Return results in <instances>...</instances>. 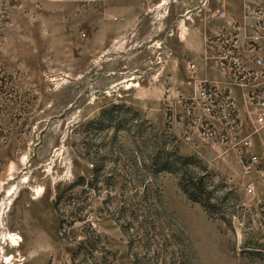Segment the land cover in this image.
I'll return each instance as SVG.
<instances>
[{"label": "rangeland", "instance_id": "obj_1", "mask_svg": "<svg viewBox=\"0 0 264 264\" xmlns=\"http://www.w3.org/2000/svg\"><path fill=\"white\" fill-rule=\"evenodd\" d=\"M146 1L0 0V264H264L261 107L206 74L247 80L232 0Z\"/></svg>", "mask_w": 264, "mask_h": 264}, {"label": "crops", "instance_id": "obj_2", "mask_svg": "<svg viewBox=\"0 0 264 264\" xmlns=\"http://www.w3.org/2000/svg\"><path fill=\"white\" fill-rule=\"evenodd\" d=\"M148 1H146V4ZM198 1L199 0H192V3H188L182 7L171 5L169 11L170 15H173V18L168 23V28L172 29L180 16L181 26L185 24L184 27L188 29H193L194 27L201 28L203 24L201 13L199 10L193 8L194 5L198 4ZM189 5L192 6L190 7ZM263 6L264 0H232L231 5L229 4V6L226 7L225 19L220 23V26L223 24H225L223 26H229L231 24L230 21L233 20L240 24L242 33L241 51L243 54L244 73L247 76L246 82L240 83L236 81L230 74L222 71L215 64H208L209 66H207V76L216 79L214 82L219 83V86L224 89V93L235 101L238 110L248 111L252 108L253 103L249 100V94L258 92L264 87V65L261 66L255 62L256 57H262L264 59V36L261 31H257L255 17L252 13V10ZM187 12H189L190 15L185 18L187 20H184L185 23L183 24L182 17H184ZM132 24L143 27L142 23L129 22L125 25V28H129ZM252 46H254L253 49H251ZM242 116L245 117V114L243 113Z\"/></svg>", "mask_w": 264, "mask_h": 264}, {"label": "built area", "instance_id": "obj_3", "mask_svg": "<svg viewBox=\"0 0 264 264\" xmlns=\"http://www.w3.org/2000/svg\"><path fill=\"white\" fill-rule=\"evenodd\" d=\"M256 14V25L258 29L264 33V6L258 9L255 12ZM220 16H223L224 13L219 12ZM264 36V34H263ZM218 40L222 42V50L218 55V61L221 67L229 69L234 73L241 74L244 72L243 58L241 56L240 46H241V37L239 35L238 27L232 22L224 33H221L218 36ZM254 46L251 47L253 49ZM255 62L261 66L264 65V59L262 57H256ZM189 67L192 69L195 67V63H190ZM201 97L208 99L211 97V89L206 87L201 93ZM251 99L258 100V104L261 107L259 115L257 116L258 122H264V87H262L258 92L250 94ZM226 104L229 108L234 107V100L228 95L225 96ZM213 106L207 104L205 106V111L211 113ZM251 144L250 140H244L243 145L249 146ZM251 162L257 161V156H250Z\"/></svg>", "mask_w": 264, "mask_h": 264}, {"label": "bare ground", "instance_id": "obj_4", "mask_svg": "<svg viewBox=\"0 0 264 264\" xmlns=\"http://www.w3.org/2000/svg\"><path fill=\"white\" fill-rule=\"evenodd\" d=\"M10 238V241L12 244H15V245H19L20 244V241H21V236L18 235L17 233H14V234H9L8 236Z\"/></svg>", "mask_w": 264, "mask_h": 264}]
</instances>
